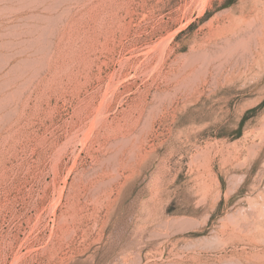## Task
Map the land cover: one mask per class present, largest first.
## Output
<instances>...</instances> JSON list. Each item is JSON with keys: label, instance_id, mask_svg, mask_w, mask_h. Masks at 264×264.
<instances>
[{"label": "rangeland", "instance_id": "374dc122", "mask_svg": "<svg viewBox=\"0 0 264 264\" xmlns=\"http://www.w3.org/2000/svg\"><path fill=\"white\" fill-rule=\"evenodd\" d=\"M0 264H264V0H0Z\"/></svg>", "mask_w": 264, "mask_h": 264}, {"label": "trees", "instance_id": "16d2710c", "mask_svg": "<svg viewBox=\"0 0 264 264\" xmlns=\"http://www.w3.org/2000/svg\"><path fill=\"white\" fill-rule=\"evenodd\" d=\"M243 120H244V119H243ZM243 120H241V124H242Z\"/></svg>", "mask_w": 264, "mask_h": 264}]
</instances>
